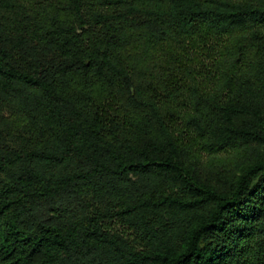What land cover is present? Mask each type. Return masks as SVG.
<instances>
[{
    "label": "trees",
    "instance_id": "16d2710c",
    "mask_svg": "<svg viewBox=\"0 0 264 264\" xmlns=\"http://www.w3.org/2000/svg\"><path fill=\"white\" fill-rule=\"evenodd\" d=\"M0 264H264V0H0Z\"/></svg>",
    "mask_w": 264,
    "mask_h": 264
}]
</instances>
